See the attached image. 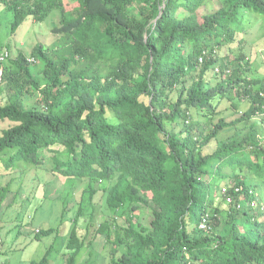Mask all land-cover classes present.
<instances>
[{"label":"trees","instance_id":"16d2710c","mask_svg":"<svg viewBox=\"0 0 264 264\" xmlns=\"http://www.w3.org/2000/svg\"><path fill=\"white\" fill-rule=\"evenodd\" d=\"M0 5L12 15L11 33L24 21L60 15L50 45L38 41L29 53L5 45L4 169L53 177L44 187L62 178L84 181L90 218L100 190L109 212L80 236L85 202L67 208L66 197L62 210L74 213L64 264L93 250L99 234L110 245L107 264H264V71L256 77L251 67L245 24L256 18L264 26V0ZM17 179L1 183L0 205L23 194ZM31 194L24 201H35ZM141 207L152 213L149 226L138 219ZM5 244L0 235L2 264ZM47 253L33 264H47Z\"/></svg>","mask_w":264,"mask_h":264},{"label":"rangeland","instance_id":"374dc122","mask_svg":"<svg viewBox=\"0 0 264 264\" xmlns=\"http://www.w3.org/2000/svg\"><path fill=\"white\" fill-rule=\"evenodd\" d=\"M66 7L69 9L70 6ZM4 9L5 8H2L0 5V41L2 48H5V45L9 43L12 48V53L16 51H25L29 53L32 46L38 41H41L45 45L51 44L56 35L52 28L53 26L59 25L60 15L58 11H53V13L41 23L24 21L15 33H11L9 22L12 20V15ZM246 22V27L249 30L248 38L251 41L249 45L246 46V49L250 58L251 67L257 71L256 77H260L262 76L261 71H264V41H262L264 26L259 24L256 18H251L250 22ZM35 98L36 97L30 98V100L27 101L28 107L35 101ZM225 107L226 104L223 103L218 106V109L224 112ZM247 107L248 104L246 103L245 108ZM225 113L228 114L229 111ZM234 117V115L228 116L227 120ZM258 118V116H255L256 120H258ZM217 119L218 117L216 116L215 121ZM9 124L8 121H0V132ZM229 134H231L230 131L221 133L223 136ZM8 153H10V150H6L0 155V185L1 183L5 184L7 178L17 176V182H23L24 186L21 190L23 194H19L15 197L14 194L11 193L0 205V235L6 241L3 256L5 259H8L7 264H33V262L40 261L46 252H48L47 264H64L66 256H68L65 247L67 238H65V236L71 228L70 217L74 212L63 211V201L66 197L68 198L65 202V205L67 203V208L72 207L80 199L85 202L84 214L79 219L78 224L79 235L85 237L86 234L88 235L86 227H88L90 223L97 224L103 221L104 218L107 220L110 218L101 190L95 196L94 201L96 205H94L95 212L93 213V220L89 216L92 211V205L87 204L89 193L84 191L86 182L78 179L64 180L62 178L57 179L55 182L51 181L44 187V182L46 180H54V178L52 177V179L50 176L42 175L40 172L38 175L35 171H29L22 176H20L21 172L19 170H15L14 174L10 171H6L2 164L6 163L5 160L8 157ZM50 155L51 154H49V156ZM48 162H50V160H48ZM48 162L45 164L47 167H50ZM52 187L53 189L51 190ZM55 188H61V190L59 191V189ZM27 193H32L31 197H36L35 201H24ZM101 195L102 197L100 198ZM260 201L261 204L264 205V195ZM19 212L20 217L22 216L24 219V223L22 222L24 225L22 227V234L17 235L15 224ZM138 219L143 225L149 226L152 219L150 209L141 207ZM49 227H54L57 231L49 235L36 233L37 230H44ZM92 228L90 227V230H92ZM57 232L59 236L55 238ZM90 234L91 231L89 236ZM104 244L107 243L104 241L103 235L99 234L96 239H92V248L94 251L83 248L76 257V264H107L109 261L108 255L110 245L104 246ZM89 257L94 258L95 263H93L92 259L87 261Z\"/></svg>","mask_w":264,"mask_h":264},{"label":"built area","instance_id":"2783aa9c","mask_svg":"<svg viewBox=\"0 0 264 264\" xmlns=\"http://www.w3.org/2000/svg\"><path fill=\"white\" fill-rule=\"evenodd\" d=\"M9 53L6 49H4L1 53H0V62L4 61L7 57H8ZM203 225H201L202 227ZM0 264H2V255L0 252Z\"/></svg>","mask_w":264,"mask_h":264},{"label":"crops","instance_id":"0c3cea01","mask_svg":"<svg viewBox=\"0 0 264 264\" xmlns=\"http://www.w3.org/2000/svg\"><path fill=\"white\" fill-rule=\"evenodd\" d=\"M3 258H4V256H3ZM4 260H5V261H4V264H5V263H8V261H7L8 259H5V258H4ZM11 264H14V263H11Z\"/></svg>","mask_w":264,"mask_h":264},{"label":"clouds","instance_id":"9594fccd","mask_svg":"<svg viewBox=\"0 0 264 264\" xmlns=\"http://www.w3.org/2000/svg\"><path fill=\"white\" fill-rule=\"evenodd\" d=\"M6 49V48H3V50ZM7 50V49H6ZM8 51V50H7ZM38 231V230H37Z\"/></svg>","mask_w":264,"mask_h":264}]
</instances>
